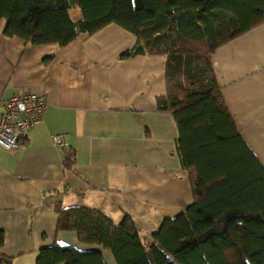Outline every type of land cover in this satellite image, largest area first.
<instances>
[{
  "label": "crops",
  "instance_id": "crops-1",
  "mask_svg": "<svg viewBox=\"0 0 264 264\" xmlns=\"http://www.w3.org/2000/svg\"><path fill=\"white\" fill-rule=\"evenodd\" d=\"M5 24L0 18V109L9 95L28 90L42 91L47 108L18 150L0 147V254L34 264L43 246L99 247L56 230L57 202L98 209L115 222L126 212L147 245L163 218L193 200L175 150L176 124L156 106L165 93V56L121 57L137 38L115 23L63 46L6 36ZM211 63L241 137L264 167V21L218 46ZM58 132L74 151L69 170L50 139Z\"/></svg>",
  "mask_w": 264,
  "mask_h": 264
},
{
  "label": "trees",
  "instance_id": "trees-1",
  "mask_svg": "<svg viewBox=\"0 0 264 264\" xmlns=\"http://www.w3.org/2000/svg\"><path fill=\"white\" fill-rule=\"evenodd\" d=\"M0 18L6 36L60 46L115 23L137 38L121 57L164 55L165 93L156 106L176 124L175 150L193 196L162 219L147 245L126 212L115 222L95 208L54 203L56 230L99 247L43 246L34 264H107L101 248L117 264H264V167L241 137L211 63L218 46L264 21V0H0ZM73 158L69 148L65 169ZM12 258L0 254V264Z\"/></svg>",
  "mask_w": 264,
  "mask_h": 264
},
{
  "label": "built area",
  "instance_id": "built-area-1",
  "mask_svg": "<svg viewBox=\"0 0 264 264\" xmlns=\"http://www.w3.org/2000/svg\"><path fill=\"white\" fill-rule=\"evenodd\" d=\"M46 108L42 91L28 90L9 95L0 109V147L8 151L18 150L27 139L29 130L41 121ZM50 139L63 153L69 150L66 133H52Z\"/></svg>",
  "mask_w": 264,
  "mask_h": 264
},
{
  "label": "rangeland",
  "instance_id": "rangeland-1",
  "mask_svg": "<svg viewBox=\"0 0 264 264\" xmlns=\"http://www.w3.org/2000/svg\"><path fill=\"white\" fill-rule=\"evenodd\" d=\"M78 11H79L78 8H77V10H75V8L72 9V10H71V13H70V16H71V17H75V16H77V14H79Z\"/></svg>",
  "mask_w": 264,
  "mask_h": 264
},
{
  "label": "water",
  "instance_id": "water-1",
  "mask_svg": "<svg viewBox=\"0 0 264 264\" xmlns=\"http://www.w3.org/2000/svg\"><path fill=\"white\" fill-rule=\"evenodd\" d=\"M246 264H249V263L246 261Z\"/></svg>",
  "mask_w": 264,
  "mask_h": 264
}]
</instances>
